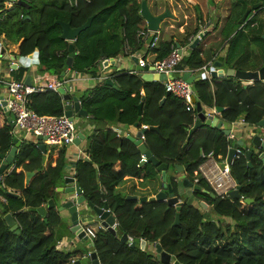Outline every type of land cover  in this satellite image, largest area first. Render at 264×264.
<instances>
[{
    "label": "trees",
    "instance_id": "16d2710c",
    "mask_svg": "<svg viewBox=\"0 0 264 264\" xmlns=\"http://www.w3.org/2000/svg\"><path fill=\"white\" fill-rule=\"evenodd\" d=\"M187 1L193 3L192 0ZM259 1L262 5L251 14V22L256 24L252 30L257 48L254 57L257 63H262L264 17L259 14L264 11V0L230 2L235 5L232 9L241 7L242 10L235 16L231 10L226 20L234 16L238 23L246 7ZM20 2L0 13V36L17 44V55L37 56L38 73L47 72L59 79H63L60 74L66 68L70 43L75 53L70 68L77 72L95 73L101 52L107 55L97 39L113 20L116 29L124 33L119 36L118 43L129 46L127 54L149 50L156 61L166 57L178 43L182 45V41L171 37L162 39L150 49L151 39H147L150 40L147 45L146 40L137 37L138 30L147 28L139 14L140 0ZM90 16H93L90 26L81 31L74 41L61 37L58 20L78 27ZM227 25L228 22L224 27H215L203 35L199 44L181 58V66L185 64L195 70L205 66L206 60L201 57L205 44L214 38L228 37L231 28ZM193 30L192 35L198 31ZM241 32L238 31L231 39L230 51ZM187 37L183 44L188 43ZM116 54L113 52L109 56ZM226 61L230 64V52ZM18 70L16 79L23 80L27 68ZM115 80L116 88L104 82L96 85L92 95L81 100L82 106L97 118L105 111L112 113L111 119L114 117L121 123H138V127L142 124L158 126L159 131L144 133L145 145L160 164L168 165V172L174 171L175 165L187 167L185 177L201 187L200 191L193 192L194 203L182 206L179 222L173 225L175 208L167 209L165 201L139 203L125 199L116 189L124 178L152 179L159 172L150 163L137 167L141 152L128 138L117 137L112 131L105 135H93L86 148L88 159L76 162L74 178L87 203L96 206L107 204L117 222L116 234L98 229L91 241L88 239V247L59 249L57 244L63 232L70 231L58 205L47 208L45 215L35 209L44 206L50 198L56 201L57 187L63 180L67 162L66 147L46 145L45 152H42L37 143L22 140L17 147L12 170L0 181V264H72L91 251L96 253L100 264H165L149 250L155 243H159L162 250L181 264H264V161L259 157L260 151L253 152L248 165L244 156L246 148L238 146L241 154L233 160L229 169L230 176L239 185L240 196L217 195L201 175L199 166L208 154L217 162L225 159L231 141L227 140L222 129L202 125L187 140L196 119V109L187 111L186 102L172 94L167 95L160 81H145L130 73L119 74ZM212 82L214 89L210 88V81L206 78L195 81L192 86L201 105L223 108L219 112L223 122L232 124L242 119L255 126L264 118V85L261 81H255L248 87L235 84L232 78L227 77L213 78ZM26 105L38 115L64 113L62 96L50 90L28 95ZM13 138L10 125L6 122L0 128V154H6L15 144ZM29 172L33 174L27 182ZM169 181L176 192L174 178L170 177ZM212 192L215 196L210 195ZM246 198L253 200L246 203ZM200 202L207 205L208 212ZM7 213H11L18 224V233L11 231L6 224L4 216ZM207 213L211 216L208 217ZM122 234L132 237L135 246L122 242ZM142 239L147 243L144 250L138 244Z\"/></svg>",
    "mask_w": 264,
    "mask_h": 264
},
{
    "label": "crops",
    "instance_id": "0c3cea01",
    "mask_svg": "<svg viewBox=\"0 0 264 264\" xmlns=\"http://www.w3.org/2000/svg\"><path fill=\"white\" fill-rule=\"evenodd\" d=\"M165 1V0H164ZM168 3H167V2ZM163 4V6H159L157 9H161V11L152 12V14H160L164 12L167 8L169 10L170 16L172 17V21L175 24H178L177 30L183 33V35L180 33L178 36L176 33L171 34L167 38H173L174 40H180L183 41L184 37H187L189 35H192L193 33L191 32H183V28L188 26L191 23V30L192 29H198L196 34L192 36H196L199 34L201 31L202 35L200 38H203V35H205L208 31L212 30L213 28L216 27V29H220L222 26H225V23L228 22V25H230L231 28V33L229 34L228 37H223L221 36L220 38H214L211 42L208 44H205V48L203 50V54H201V57L203 60H206V64L209 63L210 61H215V58L218 56H223L226 60V57L228 53H231V62L228 64V62H224V64L221 66L223 68L225 67H232L235 69H242V70H250L257 68L261 64L255 59V52L257 51L256 46L254 45L253 42V33L252 30L256 27L254 22H251V19L243 26L240 28V25L236 22L237 20L234 19V16L230 18L228 21L226 20V15L219 9L218 7L216 9H209L205 4H203L201 1H195L193 0V3L191 4H196L199 8L198 11H194L191 13L190 9L187 10L189 15H183V21L180 17L181 13L183 14L182 10L179 12L178 7H181L182 5L180 3L177 4V7L175 6V3H177V0H166ZM221 0H214L216 4H220L223 2H219ZM223 1V0H222ZM2 2L0 4V9L2 8V5L4 4L5 0H0ZM192 6V5H191ZM170 8V9H169ZM150 10V9H149ZM175 17L177 18V22L174 21ZM193 20H190L192 19ZM216 17L217 23H212V18ZM179 19V21H178ZM187 20V21H186ZM190 21V23H189ZM144 24L146 25L145 21ZM227 25V26H228ZM171 27V26H170ZM242 30L238 40L234 45L232 46V50L230 51L231 47V39L238 33V31ZM194 31V30H193ZM206 31V33H203ZM230 31V30H229ZM200 33V34H201ZM123 31L122 30H117L116 29V23L111 21L107 25V29L105 32L99 36L97 39L100 43L101 46H103L104 51L107 55H105L103 52H101V58L97 60L96 64V70L95 73L90 74L89 72H77L73 71L70 67L71 66H66L64 72L65 75L63 79L57 78L55 75L49 74L47 72L45 73H38V57L35 56L34 54L28 55L26 57H21L17 55V44L11 43L9 41H6V39L3 36H0V79L3 80H17L18 72L21 67H26L27 71L24 73L23 80L27 76L30 77V81L32 84L43 80L46 77H53L56 78L57 80L64 82L65 84H68L70 86V95H76L80 101L85 97H90L93 93V90L96 85H98L101 82L106 83L107 85L116 88L117 87V82L115 80V77L119 74L122 73H130L134 75H138L140 78H142L139 74L138 71L135 69V64L131 60V56H137L138 60L140 61V58H143L144 64H149L151 65L152 62L154 61L155 55L149 51V50H139L136 51L132 54H127L129 50V46L126 45H119L118 43V38L120 35L123 36ZM188 38V37H187ZM163 38H160L159 41L156 43V45L162 40ZM165 39V38H164ZM221 39V40H220ZM194 40V38H193ZM188 40V43L180 45L179 43L177 44L178 47L181 48L182 51V58L186 57L187 54L194 49L199 42L194 46L190 47V44L193 42ZM71 42L70 40H68ZM150 40H146L145 42L149 43ZM155 45V46H156ZM211 47V48H210ZM118 50V51H117ZM117 52L115 56H109V54ZM75 55V53H74ZM19 57V58H18ZM74 59V56H73ZM180 61V69L183 71H190L193 76H197L201 72H203L200 69L195 70L189 68L187 65L182 64L181 66ZM73 63V60H72ZM205 64V65H206ZM209 66L211 64H208ZM207 65V70L209 66ZM209 73V71H208ZM207 75V74H206ZM225 77V76H224ZM219 78V77H215ZM223 78V77H222ZM227 78H232V81L236 83H240V81L234 77H227ZM208 81H210V88L214 89V85L212 82L213 77L209 75V77H206ZM197 81V80H196ZM195 82V81H194ZM193 82V83H194ZM192 83V84H193ZM241 84V83H240ZM242 85V84H241ZM243 86V85H242ZM248 87V86H247ZM141 94L143 95L144 92L143 90L141 91ZM61 95V94H60ZM62 96V95H61ZM8 94L6 91V88L4 85H0V101L7 100ZM196 98V97H195ZM65 104V102L63 101ZM202 109L207 112L209 111L208 107H204L201 105ZM81 108L85 110V108L81 104ZM87 112V116H77L74 115V120L76 121V130L77 134H81V138L78 144H73L69 145L66 147L67 150V162L66 165L64 166L63 170V180L59 187H64V177H74V168L76 165V162L80 159H88V154L86 152V148L89 142V139L92 138L93 135H105L106 133L112 131L115 133V136L125 138L127 136H132L134 137L136 133L141 129L142 126L146 125H138L136 126L135 124L129 125L126 123H121L117 119L113 117L111 119L112 113L110 112H101L97 117H95L92 113L89 111L85 110ZM101 116H105L104 118H101ZM217 117L220 119L219 114ZM197 118V117H196ZM196 120V119H195ZM221 120V119H220ZM8 122L4 112L2 110V107L0 105V128ZM236 123H245L242 119H239L238 121L232 123V124H227L222 121V129H229L231 134H233V141H243V147L254 150L256 149L255 146L251 143V138L249 137V134L254 131L256 134L260 135V137L264 136V129L260 126H251L246 123V126H237ZM202 125H205L204 123ZM11 128V127H10ZM12 130V128H11ZM12 133V132H11ZM19 133V132H18ZM14 136V134L12 133ZM18 138V137H17ZM19 140H28V141H33L37 143V139L33 138L32 135L26 136L23 134L22 138H18ZM46 145H51L49 143H46ZM18 149V148H17ZM46 149V148H45ZM259 152L260 150L257 149ZM256 151V152H257ZM17 153V150H16ZM228 155V153H227ZM227 155L225 158H227ZM214 159V158H213ZM214 161H216L214 159ZM217 162V161H216ZM219 164V162H217ZM211 165V161L209 159H206L202 164L199 166V171L201 175L205 177V171L207 168ZM169 178L173 177L174 179L179 175L174 171L168 172ZM184 174V172H183ZM169 181V179H168ZM180 184V182L177 183V185ZM162 187L161 184V175L158 173L154 178L152 179H138V178H131V177H126L124 178L118 185H117V192L122 194L123 196H126L127 194H135V195H153L157 191H159ZM58 188V187H57ZM179 192L181 195H185L188 197H191L194 201V195L191 189H184L181 188V185H179ZM58 195L56 198L55 203L59 206L61 205L62 202L66 201L67 199H70L74 196V193H65L64 191H57ZM87 206V201L85 200L83 203L78 205V208H85ZM207 209V207H206ZM207 212L209 211V208L206 210ZM62 212V217L65 220V225L67 230L70 231V216L66 210L61 211ZM207 216H211V214L207 213ZM84 227H88L90 229H93L94 231H97L99 229L100 221L97 219H93V217H88L87 219L83 218V216L80 217ZM63 236L59 239V242L57 244V247L59 249H64V250H73L75 248H84V246H89L90 241L86 240L83 241L77 237L75 233H70L68 232H63ZM147 247V244H146ZM149 250L155 254L154 251V246H150ZM174 260V257L171 256V261ZM79 264H91V259L88 256H83L79 260Z\"/></svg>",
    "mask_w": 264,
    "mask_h": 264
},
{
    "label": "water",
    "instance_id": "95a60500",
    "mask_svg": "<svg viewBox=\"0 0 264 264\" xmlns=\"http://www.w3.org/2000/svg\"><path fill=\"white\" fill-rule=\"evenodd\" d=\"M19 3L20 0H17ZM22 3V2H20ZM262 5V2L259 1L257 3L250 4L246 7L245 11L241 15V17L238 20V24L240 25V28L243 27L251 17V14L258 8H260ZM139 14L143 18V20L146 23V27L149 30L157 31L159 28V24L170 16L169 10H165L164 12L160 14H152L148 8L147 0H140V10ZM93 16H90L87 18V20L78 27H71L69 23H66L64 21L58 20L57 23L61 26V37L74 41L76 37L79 35V33L86 28H88L92 22ZM203 33H206L204 31ZM202 33L195 37L193 42L190 44V47H194L201 38ZM262 38H264V35H262ZM178 46V45H177ZM74 56V46L72 43L68 46V56L65 60V67L72 65V60ZM19 58V57H18ZM23 58V57H22ZM132 62L135 64V69L138 71V74L142 77L145 81H160L163 82L167 77L165 74H157L154 72V66L151 64H144L143 58H140V61L138 60L137 56H131ZM224 62H226L225 58L223 56H218L215 58V61H210V66L207 63L206 65L209 66L208 71L209 75L213 78L215 77H234L240 81V83L244 86H251L255 81H261L264 85V62L258 66L255 69L250 70H242V69H235L232 67H221ZM62 77H64L65 72L62 71L60 74ZM183 78H185L188 82L191 84L199 79H205L207 77L205 72H201L196 77L191 74L190 71H185L183 73ZM172 78V76H169ZM26 84H30V77L27 76L24 80ZM70 86L68 84H64V86L59 87L58 92L62 95V99L65 102L64 104V114L67 116L70 120L74 119V115L77 116H87V112L81 108L80 101L76 95H70ZM167 95L169 94L168 88H166ZM11 98V97H10ZM164 101V98L161 100V103ZM193 101L195 103V109L197 112V118L194 122L193 127L189 130L187 140L190 138L192 132L198 128L201 127L204 123L205 125H209L212 127H217L219 129H222V120H220L218 117H205V111L202 109L200 102L193 98ZM0 105L2 107V110L4 112V115L10 125L11 128L14 127V115L8 109L7 106V100L0 101ZM142 103L138 105V113L141 112ZM223 108L217 107L216 111L221 112ZM137 126L138 123H135ZM237 126H246V123H236ZM257 126H260L264 129V118H262L258 123ZM148 130L153 131H159L158 126H143L141 129L136 133L134 137L127 136L129 140H131L138 148V150L141 153H144L148 157V163L152 164L156 171L160 173L161 175V184L162 187L159 191H157L153 195H135V194H127L125 196V199L128 200H135L139 203L144 202H159V201H165L167 204V209L170 207L175 208V217L173 225L178 224L179 217H180V210L182 206L190 203H194L193 199L191 197L181 195L179 192V185H181V188L184 189H191L192 191H200L201 187L193 182H191L183 172L187 168L186 166L181 165H175L174 170L177 174H179L174 181L176 183L180 182V184L176 185V192L173 190L172 184L169 179V174H167L168 171V165L167 164H160V162L151 154V152L148 150L147 146L144 142L141 141L140 136L141 134L146 133ZM223 133L225 135H228L230 130L229 129H222ZM249 137L251 138V143L255 146L256 149L250 150L247 149L244 152V156L247 159L248 165H250V159L253 154V152H256L257 149L260 150L259 157L264 161V139L260 137V135L256 134L254 131H252L249 134ZM81 138V134H77V136L74 139V143L78 144ZM37 139V147L42 151L45 152L46 143L44 140L46 137L38 135L36 136ZM13 141L15 144L11 146L9 151L6 154H0V159L2 160L0 164V181H1V174L4 172L5 169H7L9 164H12L15 159V154L18 145L21 143V140H19L17 137L13 138ZM243 141H233L231 140V147L228 149V155H227V162H230L235 150L238 146H242ZM33 172H29L27 174V182L29 181V178L32 176ZM64 187H58L57 191H64L65 193H74V196L70 199H67L66 201L62 202L61 205L58 206L59 211L66 210L70 216V231L72 233H75L77 237L83 241L88 240L87 235L85 234L84 225L80 219L81 216L83 218L87 219L88 217H93V219H97L100 221V225L107 229V231L116 234V229L113 227L114 222L116 221L115 216L108 210L107 204L103 203L102 206H96L91 203H87V206L85 208H78V205L83 203L85 201L84 195L82 193V189L79 187L78 183L75 181L74 177H64ZM235 188L228 191V195L231 198H238L240 196L239 194V185L235 181ZM211 196H215V194L212 192L210 193ZM102 199H104V196H101ZM253 199L246 198L244 201L246 203L252 202ZM55 200L53 198H50L47 200L46 204L44 206H41L39 208H36L35 211L39 212L41 215L46 214L47 208L55 206ZM200 205L206 209L207 205L204 202H200ZM4 220L6 224L10 227V230H15L16 233L19 232L18 224L15 223V220L13 218V215L11 213H7L4 216ZM120 240L122 242H127V235L122 234L120 237ZM135 242L133 241L130 245L135 246ZM139 247L144 250L146 248V241L144 239L139 241ZM154 251H155V257L158 258L161 262L165 264H181L177 260L171 261V255L164 250L161 249V246L159 243L154 244ZM90 259L91 264H100L97 255L94 251L90 252ZM72 264H79V260L73 261Z\"/></svg>",
    "mask_w": 264,
    "mask_h": 264
},
{
    "label": "built area",
    "instance_id": "2783aa9c",
    "mask_svg": "<svg viewBox=\"0 0 264 264\" xmlns=\"http://www.w3.org/2000/svg\"><path fill=\"white\" fill-rule=\"evenodd\" d=\"M73 2L75 3L76 0H73ZM16 3H18L17 0H5L2 8L0 9V13L12 9L16 5ZM200 33L201 31L196 36H190L188 40L192 41L193 38L199 36ZM137 37L144 41L147 39H151V42L148 45L150 49L153 48L160 39L158 30L152 31L148 28L144 30H138ZM181 58V48L178 46H174L166 57L153 61L152 65L154 66L155 73L159 75H166L167 78L162 83L164 84L165 88H168L169 94L183 99L186 102L187 111H195V103L193 101V98H195V93L193 86L190 82L183 78V71L178 68ZM201 70L207 74V77H209L207 65L203 66ZM169 76H172V78ZM64 84V82H61L53 77H46L34 84H26L24 80L0 79V85H4L8 94V109H10V111L14 115L15 124L11 132L14 134L22 131L24 132L25 137L32 135L33 138L41 135L46 137V139L44 140L45 143L58 145L61 147H67L73 144V141L77 136L75 125L76 121L74 119L70 120L67 116H65L64 113L55 116L38 115L34 111L29 109L26 105L28 95L35 92H43L48 90L59 93V87L64 86ZM218 114L219 112L216 111L215 108H211L209 109V111L205 112V117H217ZM196 117L197 114L195 118ZM233 137L234 136L233 134H231V132L226 135V138L229 141L233 140ZM140 139L145 143L144 134H141ZM262 139H264V136L262 137ZM230 147L231 145L229 146V148ZM240 154L241 151L237 147L230 162H227V159L225 158L223 161L219 162V164L214 161L211 154L207 155L206 159H209L211 161V165L207 168L204 175L206 177L205 179L211 185L217 195H228V191L235 188L236 184L234 179L230 176L229 167L233 160L239 157ZM146 163H148V157L144 153H141L137 163V167H140ZM11 165V168L7 167V169H5L1 174V180L12 170L13 163ZM195 181H197V179H195ZM1 200L5 202L4 197H2ZM116 225L117 222L115 221L113 224V227L115 229ZM99 229L107 231V229L101 225H99ZM84 230L88 239L91 241L92 237L95 234V231L88 227H84ZM132 242V237L127 236V243L131 244ZM87 256H90V252L87 254Z\"/></svg>",
    "mask_w": 264,
    "mask_h": 264
},
{
    "label": "rangeland",
    "instance_id": "374dc122",
    "mask_svg": "<svg viewBox=\"0 0 264 264\" xmlns=\"http://www.w3.org/2000/svg\"><path fill=\"white\" fill-rule=\"evenodd\" d=\"M166 1V0H165ZM164 0H147V5H148V8L150 9V11H152V12H155L156 13V10L157 11H161L162 10V8L161 9H157L159 6H163V4H160V3H164L165 2ZM193 1V0H192ZM195 1H198V2H202L203 4H205L209 9H216L217 7L219 8V9H221V11L226 15V17L228 16V12L230 13V11L231 10H233V12H234V16L238 13V14H240V12H241V10H242V8L241 7H238V9H236V8H233L232 9V6H234L235 7V5H233V4H230V2L231 3H234V2H236V0H221V1H219V2H223V3H220V4H216L215 2H214V0H195ZM167 2V1H166ZM168 3V2H167ZM178 3H180L182 6L181 7H178V9H179V12H181V10H182V12H183V14L181 13V15H180V17H181V19H182V21H183V15H189V13L187 12V10L188 9H190L191 11V13H193L194 11H198L199 10V8H198V6L196 5V4H191L190 2H188L187 0H177V3H175V6L177 7V4ZM38 5H40V4H38ZM192 5V6H191ZM170 9V8H169ZM181 9V10H180ZM166 10H168V8L166 9ZM237 14V15H238ZM259 15H262L263 17H264V11H262ZM192 18V17H191ZM172 17H167L166 19H164L160 24H159V28H158V35H159V37L160 38H167V37H169L171 34H173V33H176L178 36L180 35V33L183 35V33L182 32H180L179 33V31L177 30V25L178 24H175L172 20ZM251 19V17L249 18V20ZM190 20H193V18L192 19H190ZM212 23H217V20L218 19H216V17H213L212 19ZM174 21H176L177 22V18L175 17V19H174ZM178 21H179V19H178ZM187 21V20H186ZM189 23H190V21H189ZM171 26V27H170ZM184 31H186V32H193V29L191 30V23L188 25V26H186L185 28H183V32ZM262 35H264V33L262 34ZM262 35H261V37H262ZM183 39H185V37L183 38ZM182 44H183V41H182ZM60 79L62 80V78L60 77ZM23 134H24V132H19V133H14V137H18V138H22V136H23ZM11 164H9L8 165V168H11ZM208 209V208H207ZM207 209H205V211L207 210ZM87 247V246H86Z\"/></svg>",
    "mask_w": 264,
    "mask_h": 264
},
{
    "label": "flooded vegetation",
    "instance_id": "af4514ba",
    "mask_svg": "<svg viewBox=\"0 0 264 264\" xmlns=\"http://www.w3.org/2000/svg\"><path fill=\"white\" fill-rule=\"evenodd\" d=\"M256 25V24H253V26ZM196 202V201H195Z\"/></svg>",
    "mask_w": 264,
    "mask_h": 264
}]
</instances>
